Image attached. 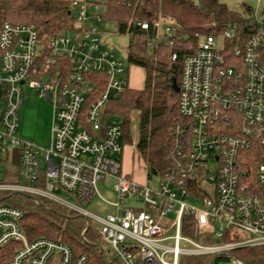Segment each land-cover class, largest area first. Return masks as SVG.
Masks as SVG:
<instances>
[{
  "label": "built area",
  "instance_id": "built-area-1",
  "mask_svg": "<svg viewBox=\"0 0 264 264\" xmlns=\"http://www.w3.org/2000/svg\"><path fill=\"white\" fill-rule=\"evenodd\" d=\"M107 1L73 0V27L47 39L32 24L0 28V192L73 211L86 221L84 242L95 224L121 264H181L187 257L248 264L235 251L264 245V17L230 22L202 36L184 57L173 166L166 174L147 170L139 182L123 170L124 119L110 113L109 104L130 86L124 63L99 36ZM153 25L149 47L174 43V27ZM26 85L51 102L48 147L18 135ZM15 156L18 179L4 180ZM152 175L158 177L154 186ZM107 178L115 180L117 200L114 212L101 216L86 205ZM170 211L176 212L172 222ZM24 213L0 204L2 264H89L86 253L75 255L66 242L29 239Z\"/></svg>",
  "mask_w": 264,
  "mask_h": 264
},
{
  "label": "trees",
  "instance_id": "trees-1",
  "mask_svg": "<svg viewBox=\"0 0 264 264\" xmlns=\"http://www.w3.org/2000/svg\"><path fill=\"white\" fill-rule=\"evenodd\" d=\"M72 1L0 0V28L5 22L32 24L42 38L47 39L73 27ZM103 6L104 21L115 24L117 33L130 36L129 63L144 72L143 86L127 87L109 104L110 113L124 119L126 144L130 114L139 111L138 156L145 162L148 175L166 174L174 160L172 128L180 120L179 92L173 88V82L180 83L183 59L197 50L202 36L216 34L230 22H242L241 18L221 0H108ZM138 21L148 23L149 28H142ZM155 21L175 28L173 44L147 45L157 32ZM174 52L178 53L175 60ZM18 173V162L11 160L4 168L3 179L16 181ZM4 203L25 211L21 224L29 239L45 236L66 242L75 255L86 253L89 264H121L112 256L96 228L86 231L89 243L84 242L81 233L87 226L85 219L60 204L0 192V204ZM186 223L193 226L188 218H185ZM184 232L199 238L186 228ZM235 254L248 264H264V245L237 249ZM207 263V257H187L181 261V264Z\"/></svg>",
  "mask_w": 264,
  "mask_h": 264
},
{
  "label": "rangeland",
  "instance_id": "rangeland-1",
  "mask_svg": "<svg viewBox=\"0 0 264 264\" xmlns=\"http://www.w3.org/2000/svg\"><path fill=\"white\" fill-rule=\"evenodd\" d=\"M226 3L228 8L243 18H257L264 17V0H221ZM102 44L104 47L115 52L118 59L124 63L126 69L125 74L128 76L130 87H142L144 83L143 70L129 63L128 47L130 44V36L128 34H119L116 32L115 24L107 22L99 23ZM24 97L19 109V128L18 135L29 142L36 145L48 147L51 137L52 125V105L51 102L39 95V93L29 88L27 85L23 86ZM131 124L129 139L126 140L125 154L123 158V170H127L129 178H134L141 182H145L147 176V167L145 162L138 156L136 142L138 137V122L139 111L134 110L130 114ZM17 161V157L15 156ZM153 186L157 184L158 177H151ZM115 180L107 178L104 182L98 184V192L86 208L91 212L105 216L114 212V207L111 204L117 200V194L114 191ZM57 194L61 197H66L64 191H58ZM188 203L200 205L199 203L188 200ZM169 221L176 219V212L170 211L167 216ZM94 227L96 228L95 224ZM236 256V255H235ZM3 259V253L0 251V260ZM1 262V261H0ZM217 264H238L235 258L220 260Z\"/></svg>",
  "mask_w": 264,
  "mask_h": 264
},
{
  "label": "water",
  "instance_id": "water-1",
  "mask_svg": "<svg viewBox=\"0 0 264 264\" xmlns=\"http://www.w3.org/2000/svg\"><path fill=\"white\" fill-rule=\"evenodd\" d=\"M173 88H174L177 92H179L180 87H179V84L177 83L176 80H174V82H173Z\"/></svg>",
  "mask_w": 264,
  "mask_h": 264
},
{
  "label": "crops",
  "instance_id": "crops-1",
  "mask_svg": "<svg viewBox=\"0 0 264 264\" xmlns=\"http://www.w3.org/2000/svg\"><path fill=\"white\" fill-rule=\"evenodd\" d=\"M136 88H141V87H136ZM127 170H128V168H127ZM127 170L125 171V173L128 175L129 173L127 172ZM139 181V180H138ZM145 181V180H144ZM139 182H141V181H139Z\"/></svg>",
  "mask_w": 264,
  "mask_h": 264
}]
</instances>
